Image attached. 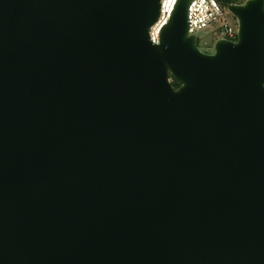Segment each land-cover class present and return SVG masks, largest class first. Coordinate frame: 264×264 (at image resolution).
I'll use <instances>...</instances> for the list:
<instances>
[{"label":"water","instance_id":"95a60500","mask_svg":"<svg viewBox=\"0 0 264 264\" xmlns=\"http://www.w3.org/2000/svg\"><path fill=\"white\" fill-rule=\"evenodd\" d=\"M161 1L0 0V264H264V0Z\"/></svg>","mask_w":264,"mask_h":264},{"label":"built area","instance_id":"2783aa9c","mask_svg":"<svg viewBox=\"0 0 264 264\" xmlns=\"http://www.w3.org/2000/svg\"><path fill=\"white\" fill-rule=\"evenodd\" d=\"M176 1V0H175ZM174 3L161 1V11L157 22L149 30V38L153 44H158L161 29L169 20ZM227 10L217 0H192L188 8V32L195 35L198 32L211 33L217 40L235 42L238 25L230 21Z\"/></svg>","mask_w":264,"mask_h":264},{"label":"rangeland","instance_id":"374dc122","mask_svg":"<svg viewBox=\"0 0 264 264\" xmlns=\"http://www.w3.org/2000/svg\"><path fill=\"white\" fill-rule=\"evenodd\" d=\"M227 17L230 21H233V18L229 14H227ZM196 35L200 51L205 54H212L215 37L211 33L206 34L204 32H198Z\"/></svg>","mask_w":264,"mask_h":264},{"label":"trees","instance_id":"16d2710c","mask_svg":"<svg viewBox=\"0 0 264 264\" xmlns=\"http://www.w3.org/2000/svg\"><path fill=\"white\" fill-rule=\"evenodd\" d=\"M223 7H226L227 4H241L245 0H217ZM173 86L176 88L179 87V85L175 82H173Z\"/></svg>","mask_w":264,"mask_h":264},{"label":"bare ground","instance_id":"6f19581e","mask_svg":"<svg viewBox=\"0 0 264 264\" xmlns=\"http://www.w3.org/2000/svg\"><path fill=\"white\" fill-rule=\"evenodd\" d=\"M175 0H168L170 4L174 3Z\"/></svg>","mask_w":264,"mask_h":264}]
</instances>
